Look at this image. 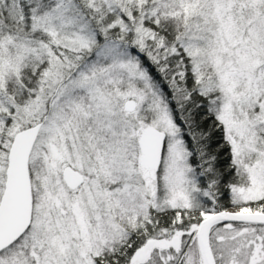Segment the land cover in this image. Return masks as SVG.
<instances>
[{"label":"snow or ice","instance_id":"1","mask_svg":"<svg viewBox=\"0 0 264 264\" xmlns=\"http://www.w3.org/2000/svg\"><path fill=\"white\" fill-rule=\"evenodd\" d=\"M0 264H264V0H0Z\"/></svg>","mask_w":264,"mask_h":264}]
</instances>
